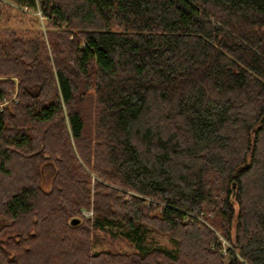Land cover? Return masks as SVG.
I'll return each instance as SVG.
<instances>
[{
    "label": "trees",
    "instance_id": "1",
    "mask_svg": "<svg viewBox=\"0 0 264 264\" xmlns=\"http://www.w3.org/2000/svg\"><path fill=\"white\" fill-rule=\"evenodd\" d=\"M5 1L0 264H264V0Z\"/></svg>",
    "mask_w": 264,
    "mask_h": 264
},
{
    "label": "rangeland",
    "instance_id": "2",
    "mask_svg": "<svg viewBox=\"0 0 264 264\" xmlns=\"http://www.w3.org/2000/svg\"><path fill=\"white\" fill-rule=\"evenodd\" d=\"M0 1H1V3H4V4L8 3L5 0H0ZM8 5H9V3H8ZM35 17L38 18V16H36L32 12H30V13H28L26 15H22L21 20L16 21V24L18 25V27L21 25L23 27H29L31 29H34V28L36 29L37 27H39L41 25L42 30L45 31V27H46L45 26L46 23H44L46 21L45 18L43 19V21H42V19L38 18L39 21H40V23H39L40 25L38 26L37 23L34 21ZM29 19H31L32 21H29ZM0 79H11L14 82V91H13V93H11L9 95V97L4 98L3 101L0 103V107H3L10 100L15 98V91H16V87H17V79L15 77H0ZM50 174H51V170L49 168H44V172H43V184H44V187L48 186V181L50 179L49 178ZM88 210L92 211L91 208L88 209ZM188 217H190V216H188ZM199 217H200L199 220H202L203 222L204 221L208 222V223H210V225H212V223L206 219V218H211V214H207V213L203 212V213L199 214ZM192 218L193 217H191V219ZM186 219H188V218H186ZM8 224H9V220L6 219V217H4L3 215L0 214V227L7 226ZM0 241H1V244H3L5 246L6 243L11 242L13 240L11 239V237H9L7 235V236H5L3 238L0 236ZM221 241H222V249H221V251H222V253H224V252H226V248L229 247V243L227 241L223 240V239ZM144 243L147 246H157V247H161V248H164L166 250H169V251H174L176 249V243L173 240H171L168 235L162 234V233H159V232H156V231L147 232L145 237H144ZM99 244H100L99 247H101L102 249L118 250V251H122V252H130V251L133 250L132 245L127 244L125 242H120L119 240L118 241L115 240L112 243H110V242H108L107 239H101L99 241ZM94 250H97L96 246L94 247Z\"/></svg>",
    "mask_w": 264,
    "mask_h": 264
},
{
    "label": "built area",
    "instance_id": "3",
    "mask_svg": "<svg viewBox=\"0 0 264 264\" xmlns=\"http://www.w3.org/2000/svg\"><path fill=\"white\" fill-rule=\"evenodd\" d=\"M18 8L20 10L24 11V12H29L26 6L25 7H18ZM33 14L36 15V16H38V18L42 19V21H43L44 17L41 16V13H40V11L38 9L35 12H33ZM92 214L93 213L90 210H84V211H82V216L85 217V218L92 217Z\"/></svg>",
    "mask_w": 264,
    "mask_h": 264
},
{
    "label": "water",
    "instance_id": "4",
    "mask_svg": "<svg viewBox=\"0 0 264 264\" xmlns=\"http://www.w3.org/2000/svg\"><path fill=\"white\" fill-rule=\"evenodd\" d=\"M78 221H79V220L75 218V219H72V220L70 221V223H71V224H77Z\"/></svg>",
    "mask_w": 264,
    "mask_h": 264
}]
</instances>
